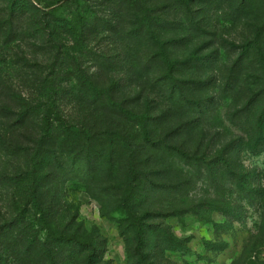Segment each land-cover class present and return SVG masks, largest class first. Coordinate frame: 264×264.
I'll use <instances>...</instances> for the list:
<instances>
[{"label":"rangeland","instance_id":"1","mask_svg":"<svg viewBox=\"0 0 264 264\" xmlns=\"http://www.w3.org/2000/svg\"><path fill=\"white\" fill-rule=\"evenodd\" d=\"M58 1L0 0V100L22 98L41 119L52 103L45 81L55 79L56 110L89 123L87 82L114 85L118 101L147 117L152 141L164 142L150 148L156 182L177 189L155 193L160 217L145 223L153 236L144 257L129 259L132 230L122 233L134 219L107 191L125 169L97 170L89 182L80 167L54 171L48 197L26 207L28 158L0 143V264H29L25 241L35 232L43 240L46 228L98 233L113 264H264V1L67 0L56 18L84 25L76 39L49 27L43 11ZM7 123L0 115V130ZM201 137L210 171L165 150H193Z\"/></svg>","mask_w":264,"mask_h":264},{"label":"trees","instance_id":"2","mask_svg":"<svg viewBox=\"0 0 264 264\" xmlns=\"http://www.w3.org/2000/svg\"><path fill=\"white\" fill-rule=\"evenodd\" d=\"M122 1L131 4L132 0ZM65 2L67 0H60L52 5L49 12L47 9L43 12L51 19L48 20L51 29L76 39L79 29L83 33L84 25L78 28L79 22L76 26L72 22L61 23L56 18L58 10L56 6L60 7ZM33 6L36 9V6ZM45 29L49 31L48 28ZM54 41L50 42L55 45ZM57 58L58 56H55L50 67L52 76L59 67ZM45 83L48 103H52L41 114V119L38 118L40 114L36 116L32 110H29L28 104L22 98L20 104L16 106L0 100V115L8 121L5 128L0 130V143L25 154L28 158L26 183L29 191L25 198L26 207L33 203L34 207H38L39 197L45 196V199L48 197L49 181L54 178V171L69 176L75 167H80L83 178L88 181L96 176L97 170H104L111 176L116 170L119 169L120 174L125 169L124 181L122 177L118 179L119 174L113 178L118 179V183L113 182L112 179L113 183L120 185L119 188L109 186L107 191L112 196H120L117 205L112 208L121 209L128 219H134L122 233L126 235L132 230V237L130 236L132 241L128 244V258L144 257L142 252L148 246L147 239L153 236L151 230L153 225H146V220L160 217V212L151 209L156 203H160L158 200L154 201L155 193L159 190L172 192L174 191L172 189H177V186L156 182L161 172L151 168L154 155L150 148L161 149L164 142L152 141L154 131L147 117H138V119L118 101L114 85L103 89L95 81L87 82L90 95L82 98L81 102H86L89 106L87 117L89 123L85 121L80 124L69 122L60 111L56 110L54 103L57 98L59 100L56 80L47 78ZM1 84L2 82L0 86ZM203 142L201 137L193 150H184L176 146H166L165 150L175 151L177 156L186 161L195 163L204 161L210 171L211 163L204 157L200 158L199 154L200 147L204 146ZM121 154L123 157H120ZM40 191L44 192L38 196ZM45 202L40 206L44 207ZM40 211L44 213L41 209ZM45 231L47 235L43 240L39 239V232H35V235L25 241L24 256L29 264H113L112 261L105 260L108 240L98 233L85 236L80 231L70 234L53 233L47 228Z\"/></svg>","mask_w":264,"mask_h":264}]
</instances>
